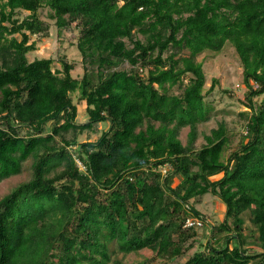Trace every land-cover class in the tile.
<instances>
[{"label": "trees", "instance_id": "1", "mask_svg": "<svg viewBox=\"0 0 264 264\" xmlns=\"http://www.w3.org/2000/svg\"><path fill=\"white\" fill-rule=\"evenodd\" d=\"M43 7L59 32L77 29L80 77L64 55L59 67L28 59L31 36L49 35ZM226 44L247 88L244 131L232 148L221 120L196 147L216 82L204 92L199 57ZM28 160L29 178L0 198V264H109L143 249L174 260L196 242L175 264H264V0H0V182ZM206 193L224 205L218 224L190 202Z\"/></svg>", "mask_w": 264, "mask_h": 264}, {"label": "rangeland", "instance_id": "2", "mask_svg": "<svg viewBox=\"0 0 264 264\" xmlns=\"http://www.w3.org/2000/svg\"><path fill=\"white\" fill-rule=\"evenodd\" d=\"M27 12L23 11L22 14ZM39 16L49 23V35L47 37L32 35L31 40L35 41V49L27 54L29 60L34 58H51L53 60V67H59L60 56L64 55L68 62L74 65L71 71L72 76L80 77L82 74L81 56L76 49V38L78 32L72 26L57 30L54 20L48 17V9L46 7L40 8ZM199 59L202 61L205 73L204 92L209 89L213 79L216 80L212 91L206 96V100H210L214 106L213 114L208 121L201 123L198 126V139L195 146L199 147L202 141V135L208 133L213 127H216L218 122L224 120L227 128L233 132L231 138V147L234 148L238 142L239 136L243 131V120L238 116L240 111L246 110L244 102L246 101L247 88L242 80V67L240 61L230 44H226L220 52H205ZM261 97H255L254 100L259 101ZM73 101L77 107L76 122H84L87 118L85 113V105L83 101H79L76 94L73 95ZM107 127L106 122H101L97 125L96 131H83L77 134V142L94 141L98 138L100 133ZM188 127L180 130L179 137L183 144L186 143ZM72 136L71 132L66 134L67 138ZM74 148V147H73ZM30 176V160L24 163L23 170L20 174L10 176L0 182V198L9 193L17 184L27 180ZM179 180L178 177L173 179V184ZM191 204L196 208L200 215L206 218V221L213 224H218L222 221L224 215V205L221 200L206 193L205 195L190 200ZM207 224L205 223V227ZM205 227L196 229V239L206 244L208 235ZM249 231H246L248 233ZM250 240V237L248 238ZM198 243H195L187 254L183 257L174 260L162 259L157 257L151 250L143 249L138 252H131L129 254H122L120 252L111 253V261L118 260L124 264H175L183 262L197 249ZM250 249L256 250L258 247L255 244L249 243L247 245ZM258 250V249H257Z\"/></svg>", "mask_w": 264, "mask_h": 264}, {"label": "built area", "instance_id": "3", "mask_svg": "<svg viewBox=\"0 0 264 264\" xmlns=\"http://www.w3.org/2000/svg\"><path fill=\"white\" fill-rule=\"evenodd\" d=\"M76 160V163L78 165V167L81 169V170H84V165L81 163V161L79 159H75ZM165 171V169H163V172ZM203 223V221H201L199 218H188L186 220V223L185 225L186 226H200L201 224Z\"/></svg>", "mask_w": 264, "mask_h": 264}]
</instances>
